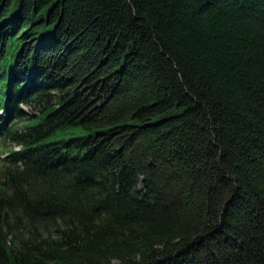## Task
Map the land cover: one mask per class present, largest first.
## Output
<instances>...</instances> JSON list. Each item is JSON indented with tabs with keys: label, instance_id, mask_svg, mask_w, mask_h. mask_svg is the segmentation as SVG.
Instances as JSON below:
<instances>
[{
	"label": "trees",
	"instance_id": "1",
	"mask_svg": "<svg viewBox=\"0 0 264 264\" xmlns=\"http://www.w3.org/2000/svg\"><path fill=\"white\" fill-rule=\"evenodd\" d=\"M1 110L0 264H264V0H0Z\"/></svg>",
	"mask_w": 264,
	"mask_h": 264
},
{
	"label": "rangeland",
	"instance_id": "2",
	"mask_svg": "<svg viewBox=\"0 0 264 264\" xmlns=\"http://www.w3.org/2000/svg\"><path fill=\"white\" fill-rule=\"evenodd\" d=\"M22 109L28 113H32L34 110L32 107L30 106H26V105H22L21 106ZM6 115V112L4 110H1L0 111V116H5ZM18 149L20 148L19 145H15L10 139H2L0 138V156L4 157L6 156L7 152L10 150V149Z\"/></svg>",
	"mask_w": 264,
	"mask_h": 264
}]
</instances>
